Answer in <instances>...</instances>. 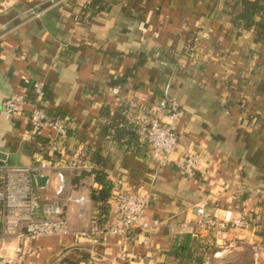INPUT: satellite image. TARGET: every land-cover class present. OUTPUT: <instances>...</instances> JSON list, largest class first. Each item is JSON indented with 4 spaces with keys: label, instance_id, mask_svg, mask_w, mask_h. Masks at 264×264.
Returning a JSON list of instances; mask_svg holds the SVG:
<instances>
[{
    "label": "crops",
    "instance_id": "crops-1",
    "mask_svg": "<svg viewBox=\"0 0 264 264\" xmlns=\"http://www.w3.org/2000/svg\"><path fill=\"white\" fill-rule=\"evenodd\" d=\"M92 2L0 0V160L30 166L53 156L71 168L72 195L86 201L61 202L64 217L74 232H101L95 246L73 236L40 238L31 246L30 261L88 264L96 254L116 261L125 255L121 264H179L169 252L177 239L193 236L197 206L203 204L230 225L240 218L250 224L220 237L201 233L217 248L205 264H264V104L250 96L252 84L264 78V46L254 43L252 33L233 30L227 0H107L95 17L83 13ZM37 82L44 84L48 110L68 123L67 145L53 155L48 150L57 139L54 130L35 132L26 116L8 118L2 111L8 98ZM115 88L121 95L113 94ZM158 92L184 108L174 158L197 155L194 178L173 165L157 166L144 150L103 145L105 113L114 115L126 103L127 119L136 124L143 99L153 103L161 99ZM99 148L112 160V199L126 188L150 196L148 229L128 236L106 233L112 211L98 222L99 205L91 196L100 186L87 155ZM46 177L39 192L49 201L57 178L51 172ZM13 251L11 244L4 255Z\"/></svg>",
    "mask_w": 264,
    "mask_h": 264
},
{
    "label": "built area",
    "instance_id": "built-area-1",
    "mask_svg": "<svg viewBox=\"0 0 264 264\" xmlns=\"http://www.w3.org/2000/svg\"><path fill=\"white\" fill-rule=\"evenodd\" d=\"M54 6L57 0H49ZM107 1V0H104ZM2 35H0V40ZM115 96L121 95L118 88L113 89ZM136 121L138 135L146 143L145 154L159 167L175 166L187 178H194L199 157L192 153L180 159L174 156L181 142L180 125L185 117L183 106L174 98L165 96L153 103L147 99ZM8 118L26 116L33 131L50 128L57 133V139L50 144L51 155L63 150L67 145L69 130L67 120L52 117L44 102V84L37 82L27 93L8 98L3 106ZM71 168L62 167L59 161L50 156L39 159L30 166L11 165L0 160V264H32L30 250L34 242L43 237L73 236L76 241L89 240L95 246L101 233L94 227L74 232L61 207V202L83 205L85 197L72 195L73 184L67 172ZM51 172L56 175L58 185L53 199L42 201L38 194V177H46ZM150 196L134 188L120 190L113 198L111 211L113 223L106 233L115 236H128L138 229L145 230V222ZM199 219L193 237L211 232L220 237L229 229L241 230L249 227L246 218L230 222L219 220L210 214L203 204L197 206ZM14 245L13 255H4V250ZM120 261V262H119ZM119 261L107 260L94 255L88 264H121L127 261L123 255Z\"/></svg>",
    "mask_w": 264,
    "mask_h": 264
},
{
    "label": "trees",
    "instance_id": "trees-1",
    "mask_svg": "<svg viewBox=\"0 0 264 264\" xmlns=\"http://www.w3.org/2000/svg\"><path fill=\"white\" fill-rule=\"evenodd\" d=\"M107 6L108 2L104 0H93L83 10V13L89 11L91 16L95 17L97 14L103 12ZM225 8L233 30L252 33L254 43L264 46V0H227ZM193 47L194 43L189 44L187 48L189 55L192 54L191 49ZM238 80L242 82L244 78L241 77ZM250 96L255 100L258 98L262 99L264 104V78L258 79L252 84ZM157 97L163 98L164 95L162 92H158ZM126 111L127 105L124 103L116 114L105 113L106 115L104 116L109 118V122L106 126L101 127V134L105 140L103 145L118 143L128 153L144 150L146 143L138 135L137 125L127 119ZM49 114L52 117L63 118L62 115L52 110H49ZM39 141V137H35V142L38 143ZM41 143L43 146L46 144L45 142ZM87 156L89 161L97 168V170L92 172V175H94L95 183L100 186V190L93 191L91 197L99 205L97 220L100 223H104L108 220L111 213L113 183L108 178V167L112 160L103 153V148L90 151ZM81 176L84 177V172ZM77 183L78 181H75L74 186ZM261 235L264 237V230ZM216 250L217 248L206 239L193 237L191 234H188L174 242L169 254L179 264H205L206 260Z\"/></svg>",
    "mask_w": 264,
    "mask_h": 264
},
{
    "label": "water",
    "instance_id": "water-1",
    "mask_svg": "<svg viewBox=\"0 0 264 264\" xmlns=\"http://www.w3.org/2000/svg\"><path fill=\"white\" fill-rule=\"evenodd\" d=\"M48 181V178L47 177H38L37 178V184L40 188H43L46 186V183Z\"/></svg>",
    "mask_w": 264,
    "mask_h": 264
},
{
    "label": "rangeland",
    "instance_id": "rangeland-1",
    "mask_svg": "<svg viewBox=\"0 0 264 264\" xmlns=\"http://www.w3.org/2000/svg\"><path fill=\"white\" fill-rule=\"evenodd\" d=\"M57 185H58V181H57V184H56V188H55V190L57 189ZM38 194H39V196L41 197V199L43 198V193H42V195L40 194V192L38 191ZM42 201H44L43 199H42Z\"/></svg>",
    "mask_w": 264,
    "mask_h": 264
}]
</instances>
